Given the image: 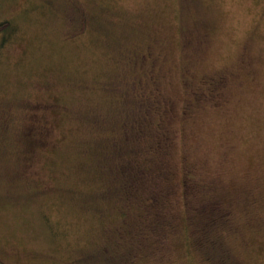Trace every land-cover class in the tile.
I'll return each instance as SVG.
<instances>
[{"label": "rangeland", "instance_id": "1", "mask_svg": "<svg viewBox=\"0 0 264 264\" xmlns=\"http://www.w3.org/2000/svg\"><path fill=\"white\" fill-rule=\"evenodd\" d=\"M1 22L0 264H128L74 121L119 78L154 100L172 208L227 216L195 264H264V0H0ZM184 249L129 264H191Z\"/></svg>", "mask_w": 264, "mask_h": 264}, {"label": "trees", "instance_id": "2", "mask_svg": "<svg viewBox=\"0 0 264 264\" xmlns=\"http://www.w3.org/2000/svg\"><path fill=\"white\" fill-rule=\"evenodd\" d=\"M9 30L8 22L0 23V37ZM130 86L121 78L112 80L105 87L112 95L103 98L102 106L81 105L77 120L74 117L86 141L80 148L91 162L85 165L92 166L99 180L101 198L117 207L120 223L111 231L117 242L112 247L115 257L124 256L129 264L135 257L148 258L146 254H156L169 244L172 248L179 240L185 244L187 257L193 251L209 250L215 242L208 232L227 227V216L220 214L221 219H216L218 204H214L202 213L211 218L196 225L192 218L196 207L189 202L185 201L187 206L183 202L181 212L172 208L175 177L169 164L156 158L159 148L169 152L168 135L147 114L152 113L154 100L136 86L130 93ZM65 113L70 119L74 116L70 110ZM182 196L185 199L186 193ZM199 231L201 237L193 239L191 234ZM121 236H126L127 244L121 243ZM190 261L195 264L192 256Z\"/></svg>", "mask_w": 264, "mask_h": 264}]
</instances>
